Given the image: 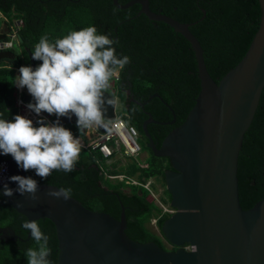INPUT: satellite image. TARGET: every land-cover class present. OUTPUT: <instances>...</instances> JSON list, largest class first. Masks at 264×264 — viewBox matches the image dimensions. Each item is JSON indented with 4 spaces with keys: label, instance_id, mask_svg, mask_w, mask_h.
I'll return each instance as SVG.
<instances>
[{
    "label": "trees",
    "instance_id": "16d2710c",
    "mask_svg": "<svg viewBox=\"0 0 264 264\" xmlns=\"http://www.w3.org/2000/svg\"><path fill=\"white\" fill-rule=\"evenodd\" d=\"M129 1L119 0L122 4ZM149 2L155 12L192 23L190 30L201 42L207 68L216 82L243 58L261 19L259 0ZM140 7L135 3L120 8L113 0H0V10L11 21L15 18L23 20L20 34L23 44L30 46L32 51L44 35L54 41L70 31L88 26H95L98 33L118 41L113 45L117 56H128L130 62L121 70L116 87L119 86L121 90L127 88L129 97L143 102L152 94H159L144 107L129 101V108L120 115L135 125L142 135V122L150 114L155 120L166 122L147 126L157 147H160L163 138L187 117L195 104L201 83L191 43L169 24L151 20L144 13H139ZM9 62L12 67L0 68V112L4 113V118L12 120L18 114L14 96L15 67L30 66V57L24 53V57L19 56ZM40 62L36 61L37 65ZM174 117L175 122L169 123ZM65 127L74 135L84 137L78 128ZM150 154L146 166L140 167L133 161L125 174L140 182L159 176L164 180L167 158L156 157L151 151ZM10 158L11 155L0 154V160ZM98 159L106 172L97 163ZM110 166L100 152L81 148L73 171H53L46 180H41L34 171L27 172V176H32L41 184L71 188V196L87 208L105 211L116 218H120L122 206H125L126 233L134 240L155 241L165 248L162 238L147 226L155 215V207L145 197L146 188L130 183V190H126L128 183L119 179L114 182L109 178L108 174L118 175V171ZM238 180L240 203L244 209L264 198V89L254 119L245 133L238 160ZM161 212L157 217L159 229L169 216L168 213L161 215ZM26 220L25 215L13 209L0 195V226H11L26 237L25 240L9 242L0 239V264H27V250L38 247L31 235L28 237V230L22 227ZM37 222L41 231L49 237L51 254L48 259L51 264H58L56 227L48 218H41Z\"/></svg>",
    "mask_w": 264,
    "mask_h": 264
},
{
    "label": "water",
    "instance_id": "95a60500",
    "mask_svg": "<svg viewBox=\"0 0 264 264\" xmlns=\"http://www.w3.org/2000/svg\"><path fill=\"white\" fill-rule=\"evenodd\" d=\"M113 2L120 8L138 3L139 13L172 26L195 51L201 89L185 120L163 138L160 147L147 126L166 122H159L150 114L142 124L146 148L156 157L168 160L164 180L175 212L164 220L160 230L178 248L166 249L155 241L132 239L126 233L125 206L120 218H116L105 211L87 208L73 196L67 201L47 196L50 189L60 188L56 185L39 183L37 201L19 193L4 196L5 199L27 220L48 218L54 223L58 264H264V198L244 209L238 180L239 154L264 89V0H259L261 19L249 48L219 82L207 68L203 46L190 30L192 23L153 11L149 0ZM7 32L5 23L0 40ZM29 57L30 66L35 69L38 65L32 52ZM5 58L14 55L9 50L0 51V61ZM112 89L106 93L113 100L112 105H106V120H113L117 114L115 88ZM155 96L159 94H152L145 102L133 97L131 100L144 107ZM24 99L35 102L28 92ZM56 119L54 116L52 122ZM60 121L63 126L77 128L75 116L61 117ZM174 122L175 117L169 123ZM98 127L105 132L108 123ZM1 162L6 183L15 189L17 184L9 182V177L27 176V172L13 158ZM4 183L0 182V193ZM187 245L193 249L187 250Z\"/></svg>",
    "mask_w": 264,
    "mask_h": 264
},
{
    "label": "clouds",
    "instance_id": "9594fccd",
    "mask_svg": "<svg viewBox=\"0 0 264 264\" xmlns=\"http://www.w3.org/2000/svg\"><path fill=\"white\" fill-rule=\"evenodd\" d=\"M116 43L108 35L98 33L95 26L70 31L54 41L42 36L32 51V59L42 63L35 69L21 66L15 86L27 88L33 97L35 102L26 105L29 111L38 117L47 113L57 119L52 122L41 117L34 122L17 114L8 120L0 112V154L11 155L21 169L34 171L41 180H46L53 171H73L82 144L78 136L61 124L60 118L75 116L80 132L110 123H106L105 112L106 105H112L113 100L106 93L130 62L128 56H117L113 46ZM9 182L17 187L12 189L4 183L0 195L12 197L19 193L32 201L39 199V182L32 176L14 175ZM71 195V188L47 192V196L65 201ZM22 227L30 231L38 246L27 250V264H51L49 237L41 231L37 220L28 219Z\"/></svg>",
    "mask_w": 264,
    "mask_h": 264
},
{
    "label": "built area",
    "instance_id": "2783aa9c",
    "mask_svg": "<svg viewBox=\"0 0 264 264\" xmlns=\"http://www.w3.org/2000/svg\"><path fill=\"white\" fill-rule=\"evenodd\" d=\"M16 32H17L16 29L13 27L11 31L8 33V36L0 40V51L12 47V39L15 38ZM19 68H17V70ZM18 74L19 72L17 71L16 76ZM112 88L113 87H111L110 89L113 90ZM27 92L28 91L25 90V88L24 89H19L18 87L15 88L16 107L18 114L27 116L28 118L33 119L34 122L40 119L41 117H46L47 120L52 121V118L54 116H49L47 113H42L41 117H38L35 113L28 110L26 105L30 102L24 99V95ZM116 113H118L117 109H116ZM106 121L107 122L110 121V123H108V128L105 132L100 131L98 126H94L90 128V130L88 129V131L91 132V137L87 138L85 142H81L82 148L89 150V152H93V151L100 152V154L103 155L107 164H111L113 158L116 155H121L123 157L130 158L132 161L138 163L137 159L141 156L143 147L138 139L140 133L137 127L129 123L123 116L119 114H116V117L113 120H106ZM97 163H99L101 168L105 170V167L100 159L97 160ZM144 166H146L145 163L141 164V167ZM2 172H3V164L0 161V182L6 183L7 178L6 176L2 175ZM108 176L109 178H123V177L126 178L125 175H120V174L119 175L108 174ZM147 181L140 182L137 179L133 178L130 179V181L128 180L127 182L134 185H140L148 189ZM173 212H175V209L169 206V208H165L161 212V215L164 213L171 214ZM157 220L158 218L155 220L156 223ZM185 248L187 250L193 249L192 246H186Z\"/></svg>",
    "mask_w": 264,
    "mask_h": 264
},
{
    "label": "rangeland",
    "instance_id": "374dc122",
    "mask_svg": "<svg viewBox=\"0 0 264 264\" xmlns=\"http://www.w3.org/2000/svg\"><path fill=\"white\" fill-rule=\"evenodd\" d=\"M0 20H1V17H0ZM12 49L14 51H16L18 53V55L20 54L19 53V46L16 43H14ZM40 63H42V62H40ZM10 65L12 66V63H10ZM111 87H113V88H115V90H117L116 80H114L112 82ZM121 93L122 94L117 93V98L119 99V97H120V103L118 102L119 107H118V113H117L119 115L124 113L123 106H124L125 94L123 92H121ZM89 130H90V128H89ZM138 139H139L140 144L143 147L142 152H141V156L137 159L138 163H139L138 165L141 167V164L146 163L151 158V154H150V151L145 146V141H144L143 137L140 135ZM86 140H87L86 135L84 137H82V139H80L81 142H85ZM129 163H133V161L130 158L123 157L121 155H116L113 158V161L110 164L111 165L110 167H112L114 170H117L118 175L119 174L120 175H126L125 171H126V169L129 168ZM166 163L167 162H165V165H166ZM129 177L135 178L132 176H129ZM118 179H121V181L128 183L127 182L128 180L124 177L123 178H114L111 180L115 182V180L118 181ZM147 183H148V189L147 190H148L149 195L147 194L146 189L144 190V194H145V197H147L149 203H152V205L155 207V208H153L155 215L153 217H151V219L148 221L147 226L151 231H153L158 236H160L163 240V243L166 245V242H164V237L161 234V230L157 226V223L155 220L157 219L158 214H160L161 210L163 211L165 208H169V206H170L169 192L167 191L166 183L161 176L152 177L147 181ZM130 187H131V184L128 183L127 187H125V188H126V190L129 191Z\"/></svg>",
    "mask_w": 264,
    "mask_h": 264
},
{
    "label": "flooded vegetation",
    "instance_id": "af4514ba",
    "mask_svg": "<svg viewBox=\"0 0 264 264\" xmlns=\"http://www.w3.org/2000/svg\"><path fill=\"white\" fill-rule=\"evenodd\" d=\"M0 17H1V20H0V30L2 29L3 25L5 23H7V28H8V32L5 35V38L8 36V33L11 31V29L14 27L16 29V36L15 38L12 39V47L11 48H8V49H5V50H9L13 53L14 55V58H5V59H2L0 61V68H3V67H12L10 65V62L11 60H14L16 59L18 56L20 57H24V53H27L29 55L30 52H32V49L30 46L26 45V44H23V40H22V37H21V34H20V30H21V27L23 26L24 22L22 19H18V18H15L14 20H10L9 17L0 10ZM14 43H16L18 46H19V55L16 51H14L12 48H13V45ZM1 51H4V50H1ZM17 68L19 67H15V71H16V74H17ZM16 88V86H15ZM118 90L114 92V95L115 97L117 98V93L118 94H122L121 92H123L125 94V99H124V110H127L129 108V105H130V102L131 101V97H129V90L127 88H125L124 90H121L119 88V86L117 87ZM25 90H27V88H25ZM109 91H111V89H109ZM14 96H15V90H14ZM15 99H16V96H15ZM118 102L120 103V97L119 99L117 98V104ZM15 104H16V100H15ZM117 107V106H116ZM117 112H118V107H117ZM147 119V118H145ZM145 119L143 120V122L145 121ZM142 122V124H143ZM141 136L143 137L145 143L147 141V137L143 134H141ZM152 138V137H151ZM154 140V139H153ZM155 142V141H154ZM156 144V143H155ZM149 151H151L149 148H147ZM152 152V151H151ZM12 159V158H10ZM10 159H7V160H10ZM7 161L6 159H1L0 161ZM10 205V204H9ZM31 235L30 231H28V237ZM27 237V238H28ZM0 239L4 240L5 242H9V241H14V240H17V239H21V240H25L26 237H24L23 235L19 234L15 229H13L11 226H8V225H1L0 226ZM164 242H166V245H165V248L166 249H177L178 247L175 246V245H172L170 242H168L165 238H164ZM187 246H190V245H187Z\"/></svg>",
    "mask_w": 264,
    "mask_h": 264
},
{
    "label": "crops",
    "instance_id": "0c3cea01",
    "mask_svg": "<svg viewBox=\"0 0 264 264\" xmlns=\"http://www.w3.org/2000/svg\"><path fill=\"white\" fill-rule=\"evenodd\" d=\"M118 104H119V103H118ZM118 104H117V107H119ZM81 133H82V132H81ZM82 134H83V133H82ZM85 135H86V138H89V137H91V132L88 131V132L85 133ZM85 135H84V136H85ZM78 138H79V139H82V136H80V137H78ZM125 176H126L127 180H129V181H130V179H133V178L127 176V175H125ZM110 179H114V178H110Z\"/></svg>",
    "mask_w": 264,
    "mask_h": 264
}]
</instances>
